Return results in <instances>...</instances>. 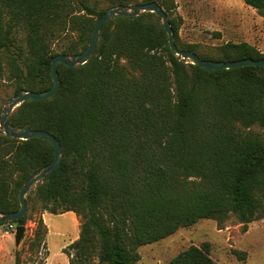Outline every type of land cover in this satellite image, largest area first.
Returning a JSON list of instances; mask_svg holds the SVG:
<instances>
[{
  "label": "trees",
  "instance_id": "16d2710c",
  "mask_svg": "<svg viewBox=\"0 0 264 264\" xmlns=\"http://www.w3.org/2000/svg\"><path fill=\"white\" fill-rule=\"evenodd\" d=\"M101 1L109 7L157 1L178 47L203 59H264L247 41L183 42L175 0H0V79L14 81L16 93L49 89L53 56L88 47L108 9L97 10ZM244 2L264 16V0ZM59 74L54 96L22 103L10 120L61 142V166L27 202L81 218L79 238L64 250L69 264H138L141 246L201 219L222 229L236 216L247 230L264 218V67L210 71L180 60L157 15L147 12L107 22L90 60L61 64ZM53 158L50 141L19 140L0 129V211L18 210L23 184ZM28 219L27 211L13 222ZM46 229L40 217L29 250L46 245ZM15 264H24L19 252ZM171 264L218 263L203 242L180 251Z\"/></svg>",
  "mask_w": 264,
  "mask_h": 264
},
{
  "label": "rangeland",
  "instance_id": "374dc122",
  "mask_svg": "<svg viewBox=\"0 0 264 264\" xmlns=\"http://www.w3.org/2000/svg\"><path fill=\"white\" fill-rule=\"evenodd\" d=\"M175 1L173 16L180 22L183 42L216 46L228 41H247L264 53V16L244 0ZM105 8H109L106 1L97 3V10ZM18 36L21 39L24 33ZM71 36L57 41L56 50H61ZM15 88L14 81L7 75L0 79V112L16 94ZM28 215L26 232L19 245L14 237H5L3 225L0 226V264H15L17 252L24 264L43 261L47 264L48 258L53 264H65L67 254L64 250L79 238L81 218L75 212L53 214L43 211L34 201L28 203ZM40 217L47 227L46 245L31 251L29 240L34 236ZM203 242L210 243L211 256L218 264H264V218L249 223L247 230L236 216L231 217L222 229L215 220L201 219L158 242L141 246L138 264H171L172 258L180 251ZM235 250L245 253V257H240ZM93 264H98V259H94Z\"/></svg>",
  "mask_w": 264,
  "mask_h": 264
},
{
  "label": "water",
  "instance_id": "95a60500",
  "mask_svg": "<svg viewBox=\"0 0 264 264\" xmlns=\"http://www.w3.org/2000/svg\"><path fill=\"white\" fill-rule=\"evenodd\" d=\"M153 12L157 15L162 26L165 28L169 36V45L173 54L180 60L185 62H191L200 67L207 68L210 71L221 69H233L244 66H262L264 67V59L244 58L233 61H214L201 58L197 53L191 50L180 49L175 41L174 29L169 20L168 13L157 2L151 1L147 3H137L130 6L114 5L109 7L105 13L99 18L93 35L91 37L88 47L75 54L58 53L53 56L51 60V76L53 79V85L44 91H32V90H20L14 94L6 106L0 112V129L9 137L28 140L31 138H42L52 143L54 147L53 160L35 170L32 175L21 187L18 198L20 201V208L16 211H0V223H7L10 221H17L22 219L28 211L27 195L36 188V186L43 182L48 176H50L56 169H58L63 161L64 152L60 140L52 133L41 129H32L29 126H16L11 120L10 116L13 111L26 101L45 100L54 96L61 87V80L59 74V66L65 64L66 66L73 67L87 63L94 52L96 51L104 25L118 17H130L139 16L143 13ZM26 226L18 225L15 234V243L19 245L25 235Z\"/></svg>",
  "mask_w": 264,
  "mask_h": 264
},
{
  "label": "built area",
  "instance_id": "2783aa9c",
  "mask_svg": "<svg viewBox=\"0 0 264 264\" xmlns=\"http://www.w3.org/2000/svg\"><path fill=\"white\" fill-rule=\"evenodd\" d=\"M17 227L18 224L13 221L7 222L3 225L2 234L5 237H10V238L15 237Z\"/></svg>",
  "mask_w": 264,
  "mask_h": 264
},
{
  "label": "crops",
  "instance_id": "0c3cea01",
  "mask_svg": "<svg viewBox=\"0 0 264 264\" xmlns=\"http://www.w3.org/2000/svg\"><path fill=\"white\" fill-rule=\"evenodd\" d=\"M66 213H73V211H69V212H66ZM65 253V252H64ZM49 260H48V263L47 264H53L52 263V261H50V258H48ZM65 261V264H69V258H67V256H65V259H64Z\"/></svg>",
  "mask_w": 264,
  "mask_h": 264
}]
</instances>
